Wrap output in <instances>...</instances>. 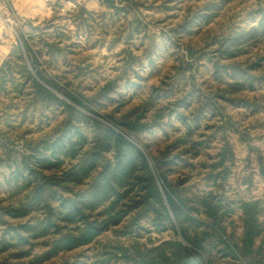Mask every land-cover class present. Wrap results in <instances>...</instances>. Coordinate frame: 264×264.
Instances as JSON below:
<instances>
[{"label":"clouds","instance_id":"9594fccd","mask_svg":"<svg viewBox=\"0 0 264 264\" xmlns=\"http://www.w3.org/2000/svg\"><path fill=\"white\" fill-rule=\"evenodd\" d=\"M0 264H264V0H0Z\"/></svg>","mask_w":264,"mask_h":264}]
</instances>
